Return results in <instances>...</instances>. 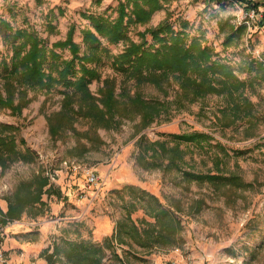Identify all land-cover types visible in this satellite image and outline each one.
Instances as JSON below:
<instances>
[{"label": "rangeland", "instance_id": "obj_1", "mask_svg": "<svg viewBox=\"0 0 264 264\" xmlns=\"http://www.w3.org/2000/svg\"><path fill=\"white\" fill-rule=\"evenodd\" d=\"M97 1L0 0V20L9 21L15 28H35L49 47L65 40L71 25L75 24V41L82 45L81 32L90 27L84 15L117 18V0ZM60 8L64 16H60ZM166 9L157 12L147 27L134 31L132 39L139 42L137 32L158 26L169 11L175 28L179 27L180 21H186L190 35L204 36L207 45L219 55L218 59L236 68L249 57L264 61V7L256 13L248 11L238 0L222 4L206 0H169ZM50 10L59 17L54 22L57 29L54 34L47 28ZM221 21L237 27L247 25L246 36L240 44L224 48L225 35L219 30ZM148 40L151 42V37ZM123 48V44L111 47L114 54H119ZM0 53V58L11 53L2 35ZM65 56L70 58V53L66 52ZM102 72L104 78L115 76L109 66ZM240 78L248 77L242 74ZM118 80L119 83L122 81L121 78ZM100 87L101 83L94 82L92 93L97 95ZM177 89L176 84L168 89L169 101L174 99ZM140 90L148 99L164 100V94L154 86H143ZM248 94L258 106V115L264 119V86L256 94ZM28 99L30 103L21 116H12L10 111L0 114L1 124L21 127L20 137L36 153V161L32 164L17 163L6 172L0 166V211L7 214L8 197L21 182L31 180L41 171L50 180L46 189L54 186L55 192L43 195L46 207L45 212L42 209V215L35 216L40 209L37 204L35 208L25 209L20 219L0 225L3 253L0 251V264H49L44 254L47 250L52 253L55 243L63 240L104 244L114 237L117 223L128 210L133 211V219L138 225L142 220L154 223L145 210L157 207L151 198L158 199V205L182 220L183 246L143 251L114 240V252L107 250L103 264H264V248L259 251L264 241V123L255 139H245L243 127L220 130L213 122L222 100L211 96L186 110H173L145 130L140 129L139 118L124 121L118 130H99L105 144L78 158L70 152L79 142H86L85 139L80 140L73 132L59 140H53L49 135L47 116L61 110L62 96L29 92ZM75 126L81 133L91 128V124L83 120ZM195 132L212 135L215 138L213 145L217 142L225 145L232 157L229 169L235 171V165H238L243 180L253 184V188L217 194L208 185L184 181L168 163L155 170H148L143 164L140 153L145 145L150 147L156 141H171V135ZM185 165L188 172L193 167L203 173L214 168L208 155L191 150L187 152ZM90 172L97 175V185L89 186L87 176ZM131 203L136 208L128 209Z\"/></svg>", "mask_w": 264, "mask_h": 264}, {"label": "trees", "instance_id": "obj_2", "mask_svg": "<svg viewBox=\"0 0 264 264\" xmlns=\"http://www.w3.org/2000/svg\"><path fill=\"white\" fill-rule=\"evenodd\" d=\"M117 1V18L114 20L102 14L84 15L90 27L81 32L82 45L75 41V24L71 25L65 40L49 47L35 28H15L9 21L0 20V35L11 52L0 58V114L10 111L12 116H21L30 103L29 92L58 93L62 96L61 110L47 116L49 135L53 140H59L73 132L80 140L85 139L86 142H79L70 152L71 156L82 158L105 144L99 130H118L124 121L138 118L140 129L145 130L173 110L183 111L216 96L222 100V105L214 115L215 127L222 131L243 127L245 139L258 137L257 131L264 119L258 115V106L248 93L256 94L264 86V61L249 57L236 68L218 59L219 55L207 45L204 36L190 35L186 21H180L179 27L175 28L169 11L158 26L138 31L139 42H135L131 34L140 27H147L157 12L167 10L169 0ZM215 1L222 4L228 0H206ZM238 2L256 13L264 7V2ZM59 11L60 16H64L63 9ZM58 18L54 10L47 14V28L51 34L57 31L54 22ZM219 30L225 35L224 48L228 49L242 42L248 27L221 21ZM120 44H123V50L114 54L111 47ZM66 52L70 53V58H66ZM106 66L112 69L114 77L104 78L102 69ZM242 74L248 78L241 79ZM118 78L122 79L120 83ZM94 82L102 84L97 95L91 91ZM173 84L178 89L174 99L169 101L167 92ZM147 85L161 91L164 100L146 98L140 89ZM82 120L91 124L84 133L75 126ZM20 133V126L0 123V166L5 172L14 164L36 161V153L27 146ZM170 138L171 141H156L150 147L145 145L140 156L148 170L162 169L168 163L184 181L208 185L217 194L253 188V184L243 180L238 165H235V171L229 169L232 157L221 142L213 145L215 138L212 135L195 132L171 135ZM189 150L208 155L214 168L203 173L193 167L188 172L185 157ZM49 185L44 171L21 182L8 197L7 214L0 211V225L20 219L25 209L35 208L37 204L40 209H33L38 211L35 216L42 215L46 207L43 195L55 192L54 186L46 189ZM56 193L60 195L59 191ZM151 201L156 202L157 207L145 210L154 223L142 220L138 225L133 219V211L128 210L117 223L114 237L104 244L63 240L55 243L52 253L47 250L45 258L49 264L64 260L66 264H103L107 250L114 252V240L143 251L181 248L184 244L182 220L158 205V199L151 198ZM133 206L131 203L128 209ZM263 248L264 241L259 251ZM257 254L255 252V256Z\"/></svg>", "mask_w": 264, "mask_h": 264}, {"label": "built area", "instance_id": "obj_3", "mask_svg": "<svg viewBox=\"0 0 264 264\" xmlns=\"http://www.w3.org/2000/svg\"><path fill=\"white\" fill-rule=\"evenodd\" d=\"M87 178H88L89 186H93V185H97L98 184L97 175L95 173H93V172L88 173ZM0 251H1V249H0ZM1 253H2V251H1ZM2 254H1V256H2Z\"/></svg>", "mask_w": 264, "mask_h": 264}, {"label": "crops", "instance_id": "obj_4", "mask_svg": "<svg viewBox=\"0 0 264 264\" xmlns=\"http://www.w3.org/2000/svg\"><path fill=\"white\" fill-rule=\"evenodd\" d=\"M33 228H34V227H33ZM33 228H32V229H30V230H31V231H29L30 233H32V232H33V231H32V230H34Z\"/></svg>", "mask_w": 264, "mask_h": 264}]
</instances>
